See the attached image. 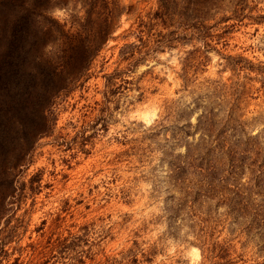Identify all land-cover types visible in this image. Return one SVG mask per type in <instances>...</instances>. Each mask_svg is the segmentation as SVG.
<instances>
[{"label":"rangeland","instance_id":"1","mask_svg":"<svg viewBox=\"0 0 264 264\" xmlns=\"http://www.w3.org/2000/svg\"><path fill=\"white\" fill-rule=\"evenodd\" d=\"M11 1L0 53L13 36L15 67L62 72L0 88V264H264V225L216 191L193 201L187 166L218 130L241 183L264 164V0ZM92 37L84 66L55 58Z\"/></svg>","mask_w":264,"mask_h":264},{"label":"trees","instance_id":"2","mask_svg":"<svg viewBox=\"0 0 264 264\" xmlns=\"http://www.w3.org/2000/svg\"><path fill=\"white\" fill-rule=\"evenodd\" d=\"M9 1L10 0H0V5L2 4L1 7H5V10L1 9L0 13L5 12L3 14L5 15V17H8V15L14 13V11H10L8 14L10 4L7 6V3H9ZM208 1H210L211 5H216V3H218V0H193V3L199 6V9H201L203 7L202 4L206 3L207 5ZM86 12V15H90V11L88 9L86 10ZM32 19V16H29V19L25 21L24 31L30 29L31 27L32 30L36 29L40 31V28L37 25H34V23L32 22L34 21V19ZM92 22H94V20H92ZM103 26L104 25L101 22L98 23L99 29H102ZM21 34L22 35L20 36H23L27 33ZM100 39L101 38L99 37L84 38L82 40L79 39L76 44L69 45L66 50H62L61 54L55 55V58H59L62 62H70L74 66H84L92 55L93 50L98 46L99 41H101ZM14 40L15 39L13 38V36L3 34L2 51L4 50V53H0V57L3 54L4 57L0 62L1 64H3V66L0 64V78L2 77L3 81L8 80L4 84L6 86L5 88L0 85V88H3L4 93L12 89L13 87L17 90V88L21 89V87L32 85L29 83V79L27 80V78H30L31 81H33V79H36V82L42 85L45 89L54 87V80L61 76L62 69H57L56 66L51 65L52 63L49 60H44V62L47 64L46 70L38 69L34 71L32 70L33 66L31 67V70H25V68L20 69L19 67H15L17 64L15 56L16 51L18 50V44L23 48L25 47V44L22 42L24 40L18 41V44L15 43ZM28 53H33V50L29 45L26 46V54ZM39 56H41V54H39ZM32 59L33 64H35V62H37V56H32ZM36 65L45 66L42 64H35V66ZM112 74L114 73H110L108 75L109 79H111L110 76ZM20 93H24V91L21 89ZM27 93L28 90L26 94ZM197 124L203 125L202 129L205 130L203 134L206 135L208 134V132L212 131V128L214 127L212 125V116L206 113H200L199 115H197ZM223 141L224 139L221 134V130H218L217 133H215L214 137L215 146H206L204 150L205 156H202V154L198 153V151L196 150L195 153L198 154L196 157L193 156V162L191 160L187 161V166H191V164H193V168L196 170V173H198L201 177V180L193 181V201L197 200L198 193L207 192L210 196L211 194H213V191H216L218 193L217 201L222 202L225 205L226 212L228 210L229 212H233L235 214L234 218H236L237 215H240V213H244V209H251L250 213L253 215V218L250 223L257 226L264 225V164L256 167V170L253 172L250 181L241 183L237 177L239 174L241 162L239 159H237V157H234V147L230 143L226 144ZM230 146H232L233 148H230ZM262 146L263 148L261 149V152H264V144ZM213 149L217 151L218 154L221 155V157L220 155L219 157H214L212 151ZM212 154L213 157L211 156ZM195 158H200L199 160L201 161H197ZM217 158L220 160H218ZM202 159H204L203 162ZM181 168L183 170V167L179 164L173 165L174 172L180 171ZM9 179L10 177L8 176V172L4 169H0V185L4 186V188H7V185H9ZM0 193L2 197L6 195L5 192H2V189H0ZM255 195L259 196V198H255Z\"/></svg>","mask_w":264,"mask_h":264}]
</instances>
